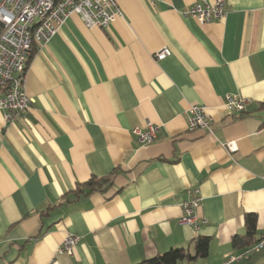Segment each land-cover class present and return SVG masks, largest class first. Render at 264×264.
I'll return each instance as SVG.
<instances>
[{
    "label": "crops",
    "instance_id": "crops-1",
    "mask_svg": "<svg viewBox=\"0 0 264 264\" xmlns=\"http://www.w3.org/2000/svg\"><path fill=\"white\" fill-rule=\"evenodd\" d=\"M202 1L117 0L123 17L108 28L72 15L35 46V103L13 123L0 110V264H140L175 248L194 255L201 238L208 256L181 264H224L258 242L264 0H227L211 23L181 15ZM165 47L172 55L157 61ZM227 94L252 105L229 112ZM192 105L206 106L211 131L188 129ZM149 122L158 137L143 144L133 130ZM93 177L111 184L78 195ZM195 189L199 227L180 222ZM69 235L80 238L73 255L60 251ZM234 264H264V249Z\"/></svg>",
    "mask_w": 264,
    "mask_h": 264
},
{
    "label": "built area",
    "instance_id": "built-area-1",
    "mask_svg": "<svg viewBox=\"0 0 264 264\" xmlns=\"http://www.w3.org/2000/svg\"><path fill=\"white\" fill-rule=\"evenodd\" d=\"M155 3L158 0H149ZM227 0H203L181 12L183 17H193L201 23H211L226 15ZM72 15H79L88 29L108 28L116 19L123 17L117 0H0V110L7 123L25 118L35 103L27 94V73L33 56V46H43L57 35ZM172 55L169 48L161 49L154 56L162 61ZM252 100L244 97L225 96L229 112L245 113ZM188 129L211 131V121L204 105H192L187 111ZM159 126L147 123L145 129L137 127L133 133L143 144L157 140ZM230 153L238 148L234 142L224 144ZM193 197L182 205L181 224L199 227L197 210L202 199L198 189ZM80 238L66 237L60 251L73 255ZM264 249V234L249 249L227 258L224 264H234L249 259Z\"/></svg>",
    "mask_w": 264,
    "mask_h": 264
},
{
    "label": "trees",
    "instance_id": "trees-1",
    "mask_svg": "<svg viewBox=\"0 0 264 264\" xmlns=\"http://www.w3.org/2000/svg\"><path fill=\"white\" fill-rule=\"evenodd\" d=\"M36 44L33 46L35 48ZM33 57V56H32ZM111 184V179L109 178H97L93 177L85 184H79L77 187V194L89 195L96 191H102L103 186H109ZM255 228L248 229V235L252 237L254 235ZM238 241V238L233 240L234 243ZM210 240L206 238L198 239L195 243V254H190L187 249L175 248L168 252L158 255L154 258L145 260L140 264H181L185 261H195L200 258H206L209 254Z\"/></svg>",
    "mask_w": 264,
    "mask_h": 264
}]
</instances>
